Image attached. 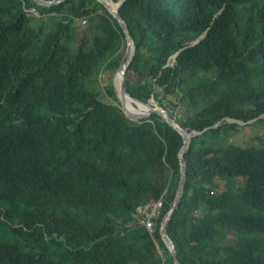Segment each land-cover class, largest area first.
I'll return each instance as SVG.
<instances>
[{
    "label": "trees",
    "instance_id": "1",
    "mask_svg": "<svg viewBox=\"0 0 264 264\" xmlns=\"http://www.w3.org/2000/svg\"><path fill=\"white\" fill-rule=\"evenodd\" d=\"M120 14L129 93L199 133L168 228L180 264H264V131L242 141L264 127V0H125ZM126 49L97 0H0V264H174L161 228L184 140L155 114L127 118L111 83ZM161 200L151 234L139 210Z\"/></svg>",
    "mask_w": 264,
    "mask_h": 264
},
{
    "label": "water",
    "instance_id": "2",
    "mask_svg": "<svg viewBox=\"0 0 264 264\" xmlns=\"http://www.w3.org/2000/svg\"><path fill=\"white\" fill-rule=\"evenodd\" d=\"M33 1L35 3H37V5H39L40 7L51 8L54 6H58L67 0H53V1L33 0ZM97 1L114 17L115 20H117L120 27L122 28V31H123V34L125 35V38H126V43H127L126 53L121 60L119 68L117 69L116 79L119 77L120 85L118 88V86L116 85V79L115 78L112 82V85L114 87V91L116 93L118 100L122 104V108L124 109L127 118L130 119V116L126 112L124 101L126 99H130V101H132L135 105L144 106L146 108V111H144V112L141 111V113L137 114V116L139 117L138 120H132V119H130V120H132L134 122H140L144 119L150 118L153 114H155V115L161 117L162 119H164L173 129H175L183 137V140H184V146L182 147V149L180 151V155H179V161H180V166H181L180 181L178 184V188H177V192H176L174 202L170 208V211L165 216L163 223H162V228H161L162 240H163L165 246L170 251L171 255L173 256L174 264H180V261H179V258H178L177 252H176L175 244L171 240V238L169 237L168 228H169V225L172 222L177 210L179 209L181 201H182L184 194H185L186 181H187V164H186V161L184 159V156H185L186 152L191 147L192 138L195 135H199V133H197V132L189 133V131L183 129L175 121V119L171 115L172 112H174L173 108H169V106H166L165 108L164 107H162V108L154 107L152 101H155V98L151 99L148 103H143V102L139 101L138 99H136L135 97H133L129 93L127 86H126V74L128 72V69H129L133 59H134L135 52H136V44L132 38V35L130 33V30H129V27H128L126 21L123 19V17L120 14V7L125 2V0H120L118 3H115L112 0H109L113 5L108 4L107 3L108 0H97ZM202 39L203 38L197 40L193 44V46L199 44ZM132 46H133V51L131 54ZM178 55L179 54L175 55L174 60H176ZM229 123L230 124L244 125V123H242L238 120H231V121H229ZM221 124L222 123L218 124L217 126H215L213 128H218Z\"/></svg>",
    "mask_w": 264,
    "mask_h": 264
},
{
    "label": "rangeland",
    "instance_id": "3",
    "mask_svg": "<svg viewBox=\"0 0 264 264\" xmlns=\"http://www.w3.org/2000/svg\"><path fill=\"white\" fill-rule=\"evenodd\" d=\"M30 12L31 13H33L35 16H39L38 15V12H36V11H34V10H30ZM81 25L82 26H86V20H82L81 21ZM206 34V33H205ZM205 34L204 35H202L201 37H199L197 40H199V39H201V38H204L205 37ZM196 40V41H197ZM195 41V42H196ZM194 42V43H195ZM193 43V44H194ZM192 44V45H193ZM110 73V72H109ZM109 76H110V74H103V73H101L100 75H99V78H98V80H99V83H101V84H104V85H108L109 83H110V80H107L108 78H109ZM116 77H117V70H115L114 72H111V83L113 82V80H114V78L116 79ZM182 97V94H181V92H179L178 91V98H181ZM185 101H187L188 103H189V99H186ZM155 103L154 104V107H157V108H162L161 107V105H159L157 102H156V100L155 101H152V103ZM183 115V113H180L179 112V115H178V118H180L181 116ZM243 126V125H242ZM263 131H264V127L262 126V125H258V126H254L253 125V128L250 130V131H243L242 132V135H244V137H243V142H245L248 146H252V145H256V144H258V140H257V138L258 137H262L263 136ZM231 141H229V143H230Z\"/></svg>",
    "mask_w": 264,
    "mask_h": 264
},
{
    "label": "built area",
    "instance_id": "4",
    "mask_svg": "<svg viewBox=\"0 0 264 264\" xmlns=\"http://www.w3.org/2000/svg\"><path fill=\"white\" fill-rule=\"evenodd\" d=\"M163 210V201H159L153 207L139 210V213L144 216L142 224L147 228V230L152 234L154 232V221L157 220Z\"/></svg>",
    "mask_w": 264,
    "mask_h": 264
},
{
    "label": "bare ground",
    "instance_id": "5",
    "mask_svg": "<svg viewBox=\"0 0 264 264\" xmlns=\"http://www.w3.org/2000/svg\"><path fill=\"white\" fill-rule=\"evenodd\" d=\"M108 4H112L109 0L107 1ZM113 5V4H112ZM132 51H133V46H132V50H131V54H132ZM125 55V54H124ZM119 76V75H118ZM116 85L118 86L119 88V85H120V79L119 77L116 79ZM125 109H126V112L129 114L130 118L133 119V120H138V116L137 114L138 113H141V111H146V108L144 106H137L135 105L132 101H130V99H126L125 101ZM175 104V103H174ZM165 108V107H164ZM174 108V107H173ZM175 110V109H174ZM162 214V213H161ZM157 221V220H156ZM142 222V221H141ZM156 223V222H155ZM159 246V245H158ZM166 259V258H165ZM164 260V258H163Z\"/></svg>",
    "mask_w": 264,
    "mask_h": 264
},
{
    "label": "clouds",
    "instance_id": "6",
    "mask_svg": "<svg viewBox=\"0 0 264 264\" xmlns=\"http://www.w3.org/2000/svg\"><path fill=\"white\" fill-rule=\"evenodd\" d=\"M231 120H233V119H229V121H231ZM229 121H228V123H229ZM230 124V123H229ZM222 125V124H221Z\"/></svg>",
    "mask_w": 264,
    "mask_h": 264
}]
</instances>
